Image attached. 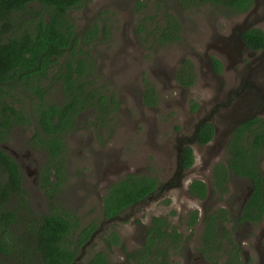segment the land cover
<instances>
[{
    "label": "rangeland",
    "instance_id": "rangeland-1",
    "mask_svg": "<svg viewBox=\"0 0 264 264\" xmlns=\"http://www.w3.org/2000/svg\"><path fill=\"white\" fill-rule=\"evenodd\" d=\"M183 5L179 0H89L84 8L71 11L79 30L88 24L98 28L96 41L83 49L77 44L75 49L80 52L77 58L83 57L93 63L94 68L85 79L87 89L93 88L96 96L92 105L76 114L74 126L69 129V125L63 126L64 133L67 131L64 134L65 179L53 198L40 186L41 170L48 164V154L42 145L31 142L35 122L15 125L7 140L1 143L9 153L23 159V184L35 215L49 212L54 203L76 213L81 227L92 220L100 225L103 221V196L109 189L131 173L153 175L160 183L167 182L177 169L179 140L191 136L197 121L225 99V106L216 110L213 116V123L218 127L216 141L191 145L194 163L184 171L183 186L166 189L128 207L123 214L125 218L106 227L87 249L86 254H90L87 257L85 254L77 264H83L95 251L104 249L110 252L109 264H131L133 258L126 260L124 251L140 248L143 235L139 230H143L152 217L166 216L179 228L185 221L184 214L193 210L199 211L200 220L195 223L196 226L186 227L183 233H188L189 246L198 249L206 230V216L222 208L227 210L230 220L224 223L226 228L220 229V233L233 243L234 250L225 241L223 261L219 262L224 263L229 250L232 254L237 251L239 256L243 254L244 264L248 261L256 264L254 243L259 242L264 234V214L259 222H237L242 215L240 205L249 191L250 182L234 176L225 191L212 190L210 196L202 200L189 194L188 185L194 179H201L213 186L214 163L226 157V131L231 117L235 116L232 112L243 104L240 94L230 90L241 85L248 74L247 65L262 53L259 50L249 55L246 47H241L238 35L243 25L253 24L264 30V22L247 13L234 19L225 18L213 11L210 4L190 9H185ZM263 9L262 3L258 10L259 18L264 15ZM222 11L226 16V9ZM170 14L179 18L182 30L177 41L164 43L159 33L166 19L173 18ZM69 55L73 53L66 51L58 58L52 75L61 70V66L70 59ZM212 56L223 64L218 74L207 65ZM183 58L192 62L197 73L196 82L190 88L178 86L172 77ZM85 70L88 71V68ZM251 75L257 83L264 84V74L252 72ZM44 84L48 101H62L64 90L60 79L46 80ZM149 86H153L158 95L153 106L145 104L142 97ZM16 97L19 102L10 98L7 101L31 114L36 97L24 98L23 91H19ZM86 99V94H82L80 103L85 104ZM99 101L111 110L108 117L99 114L96 107ZM195 103L197 106L193 109ZM262 170L264 172V158ZM53 178L56 180L57 177ZM20 195L24 192L12 198V206L17 204ZM111 229L121 234L126 245L123 250L107 247L103 242L102 237L105 233L110 234ZM78 232L77 229L71 233V241L75 242ZM208 242H213V239L209 238ZM23 244L31 245L29 242ZM21 248L24 249L21 246L15 248L16 252L21 253ZM242 248L246 255L242 253ZM185 256L186 251L183 263L176 260L175 264H184ZM153 264H160V260L154 258Z\"/></svg>",
    "mask_w": 264,
    "mask_h": 264
},
{
    "label": "trees",
    "instance_id": "trees-1",
    "mask_svg": "<svg viewBox=\"0 0 264 264\" xmlns=\"http://www.w3.org/2000/svg\"><path fill=\"white\" fill-rule=\"evenodd\" d=\"M31 0H0V144L6 141L15 125L33 124L35 132L31 138L34 144L42 145L47 151L48 164L41 170L40 186L45 193L53 198L59 190L62 180L65 179L64 154L66 146L64 143L63 126H74L76 114L92 105V99L96 96L94 89H87L86 79L93 65L77 55L76 45L79 38L72 43L75 34L74 24L69 18L67 11L73 7H82L84 0H41L42 6L36 8L28 5ZM184 4V0H179ZM240 0H223L224 4H234ZM171 15V14H170ZM173 16V15H171ZM170 26L164 30V39H177L180 23L174 18L169 21ZM243 39L254 50L264 49V30L253 27L243 33ZM88 44L87 37L82 39L81 49ZM72 45V46H71ZM79 49V50H81ZM69 51V60L61 66V70L52 75L53 67L58 63V58ZM88 64V67H87ZM88 68V71L85 70ZM214 68L220 73L222 63L214 59ZM197 78V73L191 61L178 70L176 79L181 84L190 87ZM61 80L63 94L66 97L64 102L47 100L46 80ZM154 90V89H153ZM19 91H23L24 98L36 97L34 99V110L28 114L23 108L8 102L7 98L19 102L16 97ZM86 94V103H80L82 94ZM104 100V97H102ZM148 104L155 103L152 98ZM197 103L194 104L195 109ZM37 107V108H36ZM101 111L110 112L103 101L96 103ZM104 117L102 116L101 120ZM214 125L204 124L200 131L198 140L200 143L209 142L214 136ZM67 129V130H68ZM63 131V132H62ZM37 146V145H36ZM264 158V117L254 116L238 124L228 142L226 157L214 166L213 186L215 192H223L227 189L229 181L234 177L247 179L249 192H251L237 222H259L264 214V172L262 162ZM194 162L192 147H186L183 154L185 169L190 168ZM54 168V169H52ZM57 177L56 180L53 177ZM22 170L15 159L0 145V226L3 235H0V264H11L7 257L12 244L8 241V232L12 222H26L19 209L24 207L26 221L34 223L30 230V237H27L31 244L32 251L40 254L41 259L36 261L26 260V256H18L13 264H72L77 256V248L71 241L74 233L79 230L75 243L81 246L90 238L98 223L92 220L85 227L80 226V219L76 213L69 211L61 205L52 204L49 212L35 215L29 199L25 196L28 191L22 185ZM158 180L151 175L134 173L128 174L117 181L104 198V218L117 215L130 207L133 203L141 200L154 191ZM190 193L204 199L208 195L207 184L195 179L189 186ZM24 192L17 199L16 209H11L10 202L13 197ZM21 204V205H20ZM228 212L225 208L218 212L209 213L206 216V230L203 238L206 244L209 238L218 239L220 229L224 230V223H227ZM199 218V211H191L188 220L194 225ZM9 228V229H8ZM171 224L166 216H155L152 224L148 226L146 247L149 249L142 256H135L131 264H153L154 258L160 260V264L168 262V240L180 238L174 227L170 231ZM13 237L20 240V237L13 232ZM106 244H119L121 236L117 231H111L103 237ZM160 239L156 244L153 240ZM166 242L164 243L163 241ZM22 242H26L20 240ZM14 241V244L20 242ZM157 245L158 251L152 247ZM236 246V245H235ZM29 247H26V253ZM135 253H133L134 255ZM240 264L238 251L235 253ZM11 255V254H10ZM131 260V253L128 254ZM83 262V261H81ZM107 252L98 250L94 252L83 264H109ZM216 264V263H214Z\"/></svg>",
    "mask_w": 264,
    "mask_h": 264
},
{
    "label": "flooded vegetation",
    "instance_id": "flooded-vegetation-1",
    "mask_svg": "<svg viewBox=\"0 0 264 264\" xmlns=\"http://www.w3.org/2000/svg\"><path fill=\"white\" fill-rule=\"evenodd\" d=\"M29 4L28 5H34L35 7L37 8H40L42 6L41 4V0H31L30 2H28ZM89 3V0H84V5L82 7H73L71 9H69L67 11V14L69 16V18L72 20L73 24H74V30H75V34L73 36V40H72V43L75 42V39L78 37L79 40L77 41V44H80V47H81V44H82V39L86 38L87 37V40H88V44L85 46V47H88L89 45H91L94 41H96L98 39V28H97V25H92V26H89V24L87 26H82L83 28H81L80 30L78 29V25L76 24L75 22V17H72L71 15V11L73 10H78V9H82L84 8L85 6H87ZM262 3H263V6H264V0H240L239 2H236L234 4H231V5H228V4H224L223 3V0H184V5L183 7L185 9H190V8H193V7H197V5H206V4H210L212 7H213V11H216L218 13H220L223 17H227V18H238V17H242L244 16V14H249V16H252L253 18L257 19L258 21L260 22H264V15H261V18H259V14H258V10L260 7H262ZM225 8L226 9V16L225 14H223L224 12L222 11V9ZM264 11V9H263ZM170 13V12H169ZM173 17V16H172ZM175 19L178 20V22L180 23L179 21V18L177 16H174L173 18H168L166 19V23L163 25V27L161 28V31L159 33L160 35V40L163 41L164 43H170V42H174V41H177L178 38L180 37V34H181V30L182 28H179V31H178V34H179V37L177 39H173V38H170V39H164V30L166 27L170 26L169 24V21H173ZM253 22H256V21H253ZM180 26H181V23H180ZM244 27H246V25H243L242 29H244ZM256 27V26H254ZM250 28H253L250 27ZM248 28V29H250ZM260 28V27H259ZM248 29H245L243 30V33L248 30ZM262 29V28H261ZM243 33H242V38H243ZM244 40V39H243ZM245 41V40H244ZM246 42V41H245ZM247 44V43H246ZM72 46V45H71ZM246 49H247V53L250 55L252 52H255L256 50L252 49L248 44L245 46ZM218 59L217 57L215 56H212L209 58V62H208V66L210 67V69L213 71V72H216L218 74V72L215 70L214 68V59ZM219 60V59H218ZM189 61L188 58H183L180 63L177 65V67L175 68L174 72H173V79L174 81H176L177 85L178 86H182V88H190V87H187L183 84H181L180 82L177 81L176 79V74L178 72L179 69H181L182 67L185 66V64H187V62ZM220 61V60H219ZM221 62V61H220ZM222 63V62H221ZM250 64V63H249ZM248 64V65H249ZM89 65H90V62H89ZM91 65H93V63H91ZM247 65V66H248ZM87 67H88V64H87ZM195 67V66H194ZM55 68V66L53 67V69ZM222 68H223V64H222ZM52 69V70H53ZM91 72V71H90ZM196 82V81H195ZM154 89V90H153ZM260 89H255L253 86H249V85H239L236 89H233V90H230L232 92H235L236 94H240L239 95V99H241V102H243V104H240L242 105V107L238 108L237 110L233 111L232 114H235V116L231 117V120L229 122V125L227 127V131H226V134H227V138H226V143H225V148H227V145H228V142L230 141V138L232 136V132L234 130V128L240 124L241 122H243L244 120H247V119H250L254 116H262L264 117V115L261 114H254V110H257V109H264V95L263 93L259 92ZM261 91V90H260ZM231 94L227 95V97H229ZM48 96V95H47ZM65 95L63 94L62 97V101L61 102H64L66 97H64ZM143 97V101L145 104L147 105H155L156 104V101L158 100V95H157V91L156 89L153 87V86H149L148 88H146V90H144V93L142 95ZM226 97V98H227ZM149 98L153 101H155V103H152V104H148L147 101L149 100ZM225 99L222 101V102H219L217 103V110L218 109H221V107H224L225 105ZM107 106V105H106ZM214 106V107H216ZM212 107V109L214 108ZM243 108V111L241 110ZM109 109V108H108ZM110 110V109H109ZM111 113V110L110 112L107 111V114L105 111H101V115H103L104 117L105 116H109V114ZM250 113V114H249ZM106 117V119H107ZM242 119V120H241ZM206 123H212L214 125V129H215V132H214V136L213 138L207 142V143H204V144H208V143H213V141L215 142L216 141V137H217V126L213 123V121L211 122H206ZM204 123V124H206ZM203 124V125H204ZM202 125V126H203ZM201 126V127H202ZM201 129V128H200ZM200 131V130H199ZM199 136V134H198ZM199 141V140H198ZM199 144H203V143H200L198 142ZM1 145V144H0ZM191 147V145H185L184 146V149L186 147ZM2 147V145H1ZM4 150H6L4 147H2ZM193 149V148H192ZM7 151V150H6ZM8 152V151H7ZM9 153V152H8ZM14 159L15 161L19 164L21 170H22V167H23V163H22V158L21 159H18L17 156L15 157L14 155H12L11 153H9ZM193 155H194V152H193ZM221 161V160H220ZM224 161V160H222ZM219 162V161H217ZM215 162L214 163V166L215 164L217 163ZM194 163V162H193ZM214 166H213V173H214ZM191 168V167H190ZM189 169V168H188ZM187 170V169H186ZM23 173V172H22ZM152 177L156 178L155 176L152 175ZM157 179V178H156ZM158 180V179H157ZM195 180V179H194ZM192 180L189 185H188V192L189 194L194 197V198H197V199H200L202 200V198H200L199 196H195L193 194L190 193V190H189V186L190 184L194 181ZM201 180V179H199ZM203 181V180H202ZM167 182H173V185L170 186L168 188V185L167 187L163 188V186H165V183L167 184ZM165 182V183H160L158 181L157 183V186L156 188L154 189L153 192H151L149 195H147L146 197L142 198L141 200L133 203L131 207H133L134 205L138 204V203H141V202H144L147 198H151L152 195H158L160 192H163L164 190L168 189H173V188H176V187H182V179L181 178H178L175 176V173L172 177H170V179ZM205 182V181H204ZM24 180H22V185L24 186ZM206 183V182H205ZM162 184V185H161ZM207 184V183H206ZM182 185V186H181ZM208 187H211L207 184ZM212 189L209 188L208 190V197L210 196L209 194L211 193ZM252 191H248L245 196H244V199L243 201L241 202V205H240V213L242 212L250 194H251ZM25 196L27 197L28 194H25ZM207 197V198H208ZM206 198V197H205ZM204 198V199H205ZM206 198V199H207ZM18 199V198H17ZM11 209H16V206H12L10 204L9 206ZM22 207L20 206V213L22 211H24V207L23 209H21ZM103 209V207H102ZM127 210V208H126ZM194 211V210H193ZM103 213H104V210H102V217L104 218L103 216ZM39 215L41 214L40 212L38 213ZM21 215L23 216V219L24 221L26 222L23 223L21 221L19 222H12L11 223V228L8 232V236L9 237H12V238H9V242L12 244V247L11 249L9 248V254L7 255V257L11 260L10 262H12L11 264L13 263H16L15 261H17L18 259V256H26V260H30V261H36L38 258L41 259L40 257V254H35L34 251H32V247L30 245L29 249H28V252L26 253V245L23 244L24 242L20 241V240H23V241H26V242H29L27 237H30V230L32 229L31 227L34 225V223H30V221H26V217L24 215V212L21 213ZM155 217V216H154ZM152 217V219L154 218ZM191 217V213L188 211L186 214H184V222H183V225L182 227H176L175 225H173V223H170L171 224V228L174 229V227L177 228L178 232L183 234L182 237L180 238H174V239H169L167 244H168V262L169 264H175L176 263V260H179V261H182V257H184L185 255V251H186V256H185V263L184 264H201L202 262L204 264H206L208 262V264H222L220 263L219 261H223V257H222V252H224V242L225 241H228L229 244H230V249L231 250H234V247H233V243L227 238L226 240V237H223V235L220 233L221 237H219L218 239H214L213 241H216V243H210V244H206L207 240L205 238H201V246L197 249L194 247V249H192L190 246H189V239L187 238L188 237V233L187 234H184V230L186 229V227L190 226V224L188 223V220L190 219ZM200 220V218H198L197 222ZM152 221V220H151ZM150 221V223L148 225H146L143 230H139V233L141 232V235H143V238L141 240V244H140V248L137 249H133V250H128L126 249V251H124V255L126 257V260L128 261H131L130 260V257L128 254L131 253V257L134 258V255L133 253H135L136 255L138 256H142L145 252H147L149 249L146 247V244L148 243L147 241V234H148V226L150 224H152V222ZM196 222V224H197ZM235 222V221H234ZM245 223H250L248 221H246ZM196 224L194 225H191V226H196ZM235 224L237 225V223L235 222ZM99 226V224H98ZM238 226H240L238 224ZM9 229V228H8ZM173 229H170V231L174 232ZM206 229V228H205ZM20 231V232H18ZM111 231H116L115 229L114 230H110L109 233ZM13 232L18 235L20 237V240L19 239H16L14 238L13 236ZM118 232V230H117ZM119 233V232H118ZM106 234V233H105ZM104 234V235H105ZM0 235H3L2 233V227L0 226ZM119 235L121 236V234L119 233ZM103 239V238H102ZM76 240V239H74ZM14 241H20L18 242V245L17 244H14ZM156 244H158L161 240L160 239H154L153 240ZM103 242L106 244V241L103 240ZM164 243L166 242L163 241ZM109 245L110 246V243L109 244H106V246ZM240 245H241V242H240ZM24 247L21 248V253H17L15 248L17 247ZM74 247L77 248V253L79 252V245L77 243L74 242L73 244ZM126 245L124 244V242L120 241L119 244H112L111 247H119L120 249H124ZM157 245H153L152 249L157 252L158 251V247H156ZM188 246V247H186ZM254 248H255V256H256V264H264V235L262 236V239L261 241L258 243V242H255L254 243ZM108 247V246H107ZM242 247V245H241ZM127 248V247H126ZM104 250H107V249H104ZM194 250H195V253H194ZM98 251V250H97ZM96 252V251H95ZM107 252V255L109 257V260H110V252L109 250L106 251ZM178 252V253H176ZM182 252V253H181ZM228 253H229V250H228ZM227 253V258L226 260L224 261L223 264H239V262L237 261L236 259V254H232L231 252L229 253L228 255ZM242 253H244L246 255V252L243 251V248H242ZM11 254V255H10ZM90 253L86 254L85 257H87ZM176 254L178 256H176ZM196 254V256L194 255ZM221 255V256H220ZM0 256H3L2 253L0 254ZM38 256V258H37ZM194 256V258L192 257ZM199 256V258H198ZM238 257L240 258V264H244L242 261L244 260V256L243 254L241 256L238 255ZM213 259V260H211ZM183 263V261H182ZM128 264H130L128 262ZM248 264H251L249 261H248Z\"/></svg>",
    "mask_w": 264,
    "mask_h": 264
},
{
    "label": "water",
    "instance_id": "water-1",
    "mask_svg": "<svg viewBox=\"0 0 264 264\" xmlns=\"http://www.w3.org/2000/svg\"><path fill=\"white\" fill-rule=\"evenodd\" d=\"M252 26L254 27L253 24L246 25V27H244V29H242L240 31V33L238 35V40L241 43V47L247 45L246 42L242 38L243 30L248 29ZM256 53H257V51L252 52L250 55H254ZM247 71H248L249 75L247 74L246 77L243 78V80L241 81V84L253 86L255 89H260L261 91L259 90V92L263 93V95H264V84L261 85V84L257 83L255 81V79L251 78L253 76V75H251L252 72H254L256 75L264 74V49L262 50V53L259 56H256L255 58L252 59L250 64L247 66ZM217 108H218L217 106L214 107L213 109H211V111L207 115H205L199 121H197V123L195 124V127H194V131H193L191 136H186V137H183L181 140H179L178 146H177L178 154H177V169L175 171L176 177L182 179L184 171H186L184 163H183V154H184V150H185L184 146L185 145H192L196 142H199L198 141V134H199V130H200L201 126L206 122L213 121V116H214ZM253 112H254V114H261L262 113V115H264V109H257V110H254ZM167 185L169 188L170 186L173 185V182H167V184L165 183V186H163V188L167 187ZM124 211L122 213H119V214L114 215L112 217L103 218V221L100 223V225L97 227V229L94 230V232L92 233L90 238L81 246V248H80V250H79V252H78V254H77V256H76V258L72 264H77L81 260V258L86 254L87 249L95 242L97 237H99L105 231L106 227H108L112 223H115L117 221H121L125 218L123 215ZM261 239H262V237H261Z\"/></svg>",
    "mask_w": 264,
    "mask_h": 264
}]
</instances>
